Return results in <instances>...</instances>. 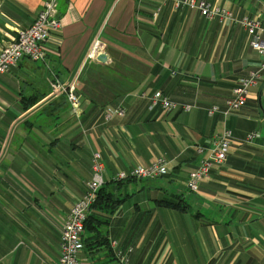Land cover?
<instances>
[{
    "label": "crops",
    "instance_id": "1",
    "mask_svg": "<svg viewBox=\"0 0 264 264\" xmlns=\"http://www.w3.org/2000/svg\"><path fill=\"white\" fill-rule=\"evenodd\" d=\"M44 1L0 0V50ZM201 1L264 23V0ZM57 12L45 61L23 59L0 74V264L58 259L93 152L104 166L101 199L121 203L112 213L91 208L82 264H121L117 254L125 264H264V70L237 112L206 114L223 110L264 60L241 25L173 0H58ZM55 80L75 82L77 114L53 92ZM153 92L192 108L150 109ZM116 107L123 117L105 123L103 111ZM225 129L226 161L189 192V174ZM156 158L167 163L161 177L113 181Z\"/></svg>",
    "mask_w": 264,
    "mask_h": 264
},
{
    "label": "built area",
    "instance_id": "2",
    "mask_svg": "<svg viewBox=\"0 0 264 264\" xmlns=\"http://www.w3.org/2000/svg\"><path fill=\"white\" fill-rule=\"evenodd\" d=\"M58 0H45L42 8L37 13L33 24L20 31L16 38L4 45L0 50V74L15 67L23 59L31 62H44L48 56L47 42L52 32L58 31L61 23L57 12ZM174 7H189L197 10L200 15L209 20L218 18L221 22L235 21L245 30L249 46L264 58V23L257 17H242L236 19L225 9L211 6L201 0H173ZM97 49V47H95ZM96 49H94L96 51ZM94 51V53H95ZM90 53L89 57H93ZM264 70V60L258 70L250 73L249 77L240 81L239 85L232 90V97L224 102V109L210 107L206 109V114L212 116L220 113L223 116L237 112L246 102L249 90L255 86L260 78L261 71ZM53 92L63 94L72 113L77 114L80 108L79 98L76 94L75 82L65 86L59 81L51 84ZM148 106L153 109L156 106L161 108L163 113H170L180 108L189 111L191 105H179L170 101L160 92H153L148 98ZM124 111L120 107L107 108L103 111V121L110 122L115 117H123ZM256 137V133L247 135L245 141L249 143ZM232 134L225 129L219 137L214 139L198 167L192 171L185 187L189 192L197 193L201 182L209 177L212 168L222 165L226 161L227 154L232 145ZM166 161L163 158H156L148 165L136 166L125 171L117 172L113 181H125L128 179H155L166 173ZM104 166L99 152H93L91 158V175L84 184V193L71 206L69 213L60 229V254L52 264H82L78 254L82 249V235L84 224L96 201L99 190L104 184ZM121 264L126 263V258L117 254Z\"/></svg>",
    "mask_w": 264,
    "mask_h": 264
},
{
    "label": "trees",
    "instance_id": "3",
    "mask_svg": "<svg viewBox=\"0 0 264 264\" xmlns=\"http://www.w3.org/2000/svg\"><path fill=\"white\" fill-rule=\"evenodd\" d=\"M115 183L116 182H121V181H114ZM102 191H103V188H101L98 192V195H97V198H96V201L95 203L93 204L92 208H95V207H100V208H104L105 210H107V208H109V212H113L118 206L119 204L121 203V200H114V199H110V198H107V199H101V194H102ZM168 206H174L172 203H167ZM107 207V208H106ZM90 214V213H89ZM91 215H88L87 219H86V222L84 224V228L88 226V223H89V220L91 219Z\"/></svg>",
    "mask_w": 264,
    "mask_h": 264
},
{
    "label": "water",
    "instance_id": "4",
    "mask_svg": "<svg viewBox=\"0 0 264 264\" xmlns=\"http://www.w3.org/2000/svg\"><path fill=\"white\" fill-rule=\"evenodd\" d=\"M97 60H99L101 62H104L105 61V56L104 55H100Z\"/></svg>",
    "mask_w": 264,
    "mask_h": 264
}]
</instances>
